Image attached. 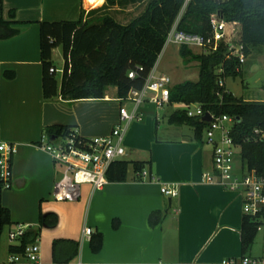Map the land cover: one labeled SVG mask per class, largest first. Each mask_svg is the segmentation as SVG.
I'll use <instances>...</instances> for the list:
<instances>
[{
	"label": "crops",
	"instance_id": "1",
	"mask_svg": "<svg viewBox=\"0 0 264 264\" xmlns=\"http://www.w3.org/2000/svg\"><path fill=\"white\" fill-rule=\"evenodd\" d=\"M100 2L3 0L0 4V19L12 22L11 27L18 31L0 38V140L17 144L12 187L2 193L13 223L0 239V264H11L10 245L18 240L11 241L8 235L18 224L30 225L27 231L38 233L39 264H71L79 259L101 264H209L243 255L264 258L263 254L253 255L255 242L247 251L243 249L242 194L204 181V175L214 169L213 148L205 137L196 140L190 126L171 124L174 111L167 118L169 129L161 133L157 115L144 110L149 104L143 106V121L132 122L124 139L123 158L149 162L145 169L158 181L141 179L130 165L123 182L110 181L100 190L82 184L77 201L53 198L64 166L38 145L44 136L56 142L49 128L71 126L84 137L109 135L119 121L120 103L116 87H109L103 99L68 101L61 95L44 99L41 23L76 21L82 10L88 13L105 0ZM259 93L264 95L262 90ZM244 99L264 101V96ZM182 127L189 132H182ZM162 184L178 185L180 195L170 198L163 194ZM155 212L161 216L152 224ZM85 227L102 234L99 252L84 239ZM56 239L78 242V254L69 262L56 263ZM68 247L71 245L60 252L61 259L71 257Z\"/></svg>",
	"mask_w": 264,
	"mask_h": 264
},
{
	"label": "trees",
	"instance_id": "2",
	"mask_svg": "<svg viewBox=\"0 0 264 264\" xmlns=\"http://www.w3.org/2000/svg\"><path fill=\"white\" fill-rule=\"evenodd\" d=\"M3 0H0L2 4ZM146 1L142 13L127 23L120 22L114 15L115 8H127ZM185 0H105L100 7L88 13L82 10L76 21H44L41 23L42 86L45 100L61 95L64 100L103 99L110 86L117 88V97L124 98L131 88H141L148 72L157 64L168 33L174 24ZM220 10L226 20L239 21L242 25V41L246 52L264 47V0H192L181 21L182 30L209 34L210 14ZM12 22L0 19V38H9L18 31ZM61 47L65 64L61 80L57 79L53 61V50ZM179 53L186 63H199L197 80H185L171 88V102L198 103L205 111L216 115H230L234 118L231 137L240 148L243 167L255 169L264 176V101H249L234 95L226 87V79L242 74V65L235 58L228 57L227 49L196 54L188 46H181ZM139 67H143L140 71ZM222 68L223 73L218 70ZM136 71L135 78L129 73ZM225 81L221 86L220 79ZM169 122L178 126H190L194 138L203 141L208 122L200 116H189L184 110L174 111ZM71 126L49 128L55 137L67 136L73 131ZM259 131L257 133L256 131ZM143 171L149 162L128 161L124 158L114 161L107 173L111 182L127 179L128 169ZM3 186L0 180V239L6 228L12 225L11 211L2 203ZM155 212L152 224L160 220ZM258 223L244 217L242 246L247 251L258 232ZM38 233L27 231L18 238V243L10 245V252L24 253L26 247L35 242ZM91 247L94 252L102 248L103 237L93 232ZM66 245L71 249V257L61 259L59 254ZM79 243L74 240L54 241V261L69 262L78 254ZM19 264V263H13ZM38 264V263H25Z\"/></svg>",
	"mask_w": 264,
	"mask_h": 264
},
{
	"label": "built area",
	"instance_id": "3",
	"mask_svg": "<svg viewBox=\"0 0 264 264\" xmlns=\"http://www.w3.org/2000/svg\"><path fill=\"white\" fill-rule=\"evenodd\" d=\"M192 0H185L181 10L172 25L165 47L171 43L179 47L185 45L190 49L201 48L205 52L217 51L220 47L227 49L228 57L235 58L240 65L244 66L249 55L246 52L242 41V25L239 21H228L220 11H213L210 14L209 34H199L188 32L180 28L181 21ZM225 2L228 0H212ZM142 71L143 67H139ZM52 71L58 69L52 68ZM223 73V69L218 70ZM63 73V70H62ZM136 71L129 73L130 78H135ZM221 86L225 81L219 80ZM174 85L172 78L165 73L158 71V66L152 68L141 88L133 87L124 98H116L120 103L119 121L114 126L109 135L84 137L78 128H74L70 135L56 137V142L47 141L44 136L39 147L49 153L54 161L64 166L62 176L56 181L53 198L57 201H77L81 196L82 184H91L93 189H103L110 181L107 173L111 164L126 155L124 139L128 126L134 121H143L145 113L142 107L151 104L157 108L171 104V88ZM133 104L131 111L126 107V103ZM181 103L177 108L187 112L189 116L204 117L206 113L211 115V121L205 129V140L213 148V172L204 175V181L216 183L222 187L237 191L243 197V210L246 217L254 219L258 223V230L264 224V176L255 169L243 167L242 163L237 164L236 148L231 137V129L234 118L230 115H216L210 111H205L198 103ZM194 108V110H193ZM259 133V131H256ZM264 137V132L262 133ZM17 151V144L0 140V180L3 189H10L13 180V159ZM141 179L158 181L157 177L144 169L138 173ZM161 191L170 198L180 195L179 186L176 184H162ZM178 212V209H175ZM30 225L18 224L9 233L11 241L18 240L29 229ZM93 229L84 228V239L90 241ZM41 260V248L38 243L29 244L24 253H12L9 262L25 264L38 263ZM71 264H101L87 263L81 259ZM205 264V263H203ZM209 264H264V258L243 255L240 257L225 258L221 261Z\"/></svg>",
	"mask_w": 264,
	"mask_h": 264
},
{
	"label": "rangeland",
	"instance_id": "4",
	"mask_svg": "<svg viewBox=\"0 0 264 264\" xmlns=\"http://www.w3.org/2000/svg\"><path fill=\"white\" fill-rule=\"evenodd\" d=\"M90 1L97 2L98 0H90ZM103 1L104 0H101L100 3H103ZM145 7H146V1L143 3H138L136 5H131L127 7L129 11L114 10L113 15L118 20L122 22H126L138 16L140 13H142ZM87 8L91 9V6L87 5ZM179 48L180 47L178 45L173 43L167 45L166 47H164L157 61L158 71L161 73L168 74L172 78L174 85L185 80L195 81L199 77V63L197 61H191L189 63H186L179 53ZM192 50L196 54L205 53V50L201 48H193ZM52 57L55 66L58 68V71L56 73L57 79L61 80L62 70L65 64L62 48L57 47ZM226 83H227V88L232 93H234V95L238 97L255 99L264 96L263 93H259V91L261 90L264 91V47L262 46L259 50H253L249 57V60L242 67V74L236 78L233 77L227 78ZM110 88H115V87L110 86ZM180 104L181 103H171L161 108H157L155 105L149 104L147 108H145L144 110L148 113L153 114L154 116L157 115L160 121L159 126L162 133V131L169 129V124L167 122V118L169 114L175 111L176 107L180 106ZM126 107L128 108L129 111H131L133 104L127 102ZM134 122H138V121H134ZM174 129L176 128L174 127ZM180 129L184 133L189 132L188 127H182ZM169 136H175V135H169ZM236 151H237V156H236L237 164H240L241 163L239 156L240 148L237 147ZM127 156H129V154ZM7 191H8L7 189L3 190V192H7ZM262 228L263 230L258 231L255 236L253 255H258V254L264 255V225ZM6 229H8V227Z\"/></svg>",
	"mask_w": 264,
	"mask_h": 264
},
{
	"label": "water",
	"instance_id": "5",
	"mask_svg": "<svg viewBox=\"0 0 264 264\" xmlns=\"http://www.w3.org/2000/svg\"><path fill=\"white\" fill-rule=\"evenodd\" d=\"M203 120L207 122L211 121V115L209 113H206V115L203 117Z\"/></svg>",
	"mask_w": 264,
	"mask_h": 264
}]
</instances>
